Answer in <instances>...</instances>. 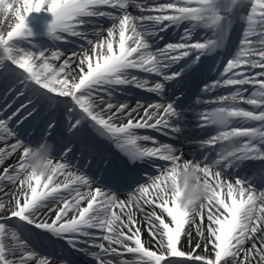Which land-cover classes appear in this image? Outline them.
Listing matches in <instances>:
<instances>
[{
  "label": "snow or ice",
  "instance_id": "1",
  "mask_svg": "<svg viewBox=\"0 0 264 264\" xmlns=\"http://www.w3.org/2000/svg\"><path fill=\"white\" fill-rule=\"evenodd\" d=\"M130 3L140 15L127 11ZM42 9L52 16L45 27L49 39L63 42L70 35L85 40L89 47L81 46L80 52L71 53L55 66L52 61L61 59V51L33 44V32L25 20L29 13ZM90 18L111 19L106 35ZM236 24L242 26L236 50L219 77L201 88L193 101L195 108L178 107L176 99L147 107L138 102L132 108L111 102L112 90L128 85L162 98L167 84L178 87L182 74L201 70V57L227 51ZM89 25L96 40L85 30ZM181 28L177 42L163 47L150 42L163 39L162 32ZM198 32L204 35L198 37ZM178 65L182 66L174 70ZM130 70L160 79L146 88L149 80L131 75ZM224 87L234 90L211 95ZM0 94L5 98L0 112L18 105L6 118H0V165L20 152L18 161L0 174V180L18 182L12 200L0 202V264H28L36 257L18 234L28 226L64 240L70 249L85 252L98 264H114L104 257L125 254H131L132 259H120L119 264H264V191L257 194L252 187L253 179L264 183V166L252 179L238 175L251 161L264 165V0H151L150 4L148 0H0ZM217 105H227L233 111V122L221 135L236 141L238 161L226 165L217 159V152L201 153L202 159L196 162L211 191L199 210L189 213L174 207L164 187L173 160L191 159H184L173 143L138 134V130L151 129L176 139L184 132L189 114L197 128H213L207 124V110ZM53 113L63 114L64 135L79 141L81 155L87 152L86 166L90 167L97 155L95 145L87 139V132L94 130L123 154L130 168L149 163L159 174L147 175L143 183L130 177L138 184L135 193H129L127 200L120 199L115 192L93 187L98 181L84 172L70 170L73 165L68 156L75 144L60 153L63 162L50 158L47 172L30 170L29 151L53 140L57 121L45 122L34 145L20 139L18 129L33 117ZM196 143L201 149H214L216 133ZM102 163L106 168L109 161L103 159ZM234 170L237 178L232 182L225 175ZM13 218H17L15 226L7 223ZM145 231L147 240L142 239ZM81 244L87 248L79 247ZM90 248L99 251L89 252ZM36 264L51 261L39 258Z\"/></svg>",
  "mask_w": 264,
  "mask_h": 264
},
{
  "label": "bare ground",
  "instance_id": "2",
  "mask_svg": "<svg viewBox=\"0 0 264 264\" xmlns=\"http://www.w3.org/2000/svg\"><path fill=\"white\" fill-rule=\"evenodd\" d=\"M138 2H142V0H138ZM148 2H149V4L151 3L150 0H148ZM160 2H166V0H160ZM103 10L111 11L109 9H103ZM115 11H113V12H115ZM127 11L129 13H131L132 15H137L138 16V15L141 14L140 10H138L134 6V4H131V3L129 4V6L127 8ZM144 14H147V13H144ZM51 19H52L51 13L47 12L44 9L40 10L39 12L33 11V12L29 13L26 16L25 20H26L27 26L33 32V36L30 39H35V37H42V36L48 37L45 34V27H46L47 23H49L51 21ZM90 19H92L94 21V23H95L100 18H90ZM100 22H101V24H98L97 26H101L102 29L104 30L103 34L106 35V29L111 26L112 21L109 18H107V19L106 18H102ZM91 27L92 26L89 25V28L85 29V30L89 32V38L90 39L96 40L97 37L95 35L91 34ZM69 38H73V37L70 36V35H66V39H69ZM81 40H82L81 43H78V45H70V46H67V47H57L56 44H39V43H36V42H33V44L38 45L40 48H48L50 50H59V51H61V53H62L61 59L59 61H52V63L55 66L58 67L59 64L63 62L64 59H66L69 55H71V53L80 52L81 51V46H83L84 48H88L89 47L85 40H83V39H81ZM150 42H152V41H150ZM25 46H27V45H25ZM163 46H164V43L163 42L160 43V41H159L158 45H156V47H163ZM180 66H182V65H178L177 68L174 69V70H178V68ZM223 66L224 65L222 63H216V66H215L216 67V76L210 77L209 79H207L203 83H206L207 81H209L208 84H211L213 81H215L219 77L220 73L222 72ZM258 70L259 69H257V71ZM191 74L193 76L195 74V72H189L188 74H182V76H183L182 79H184L186 76H190ZM156 79L159 80L160 78L156 76ZM193 79H195V77ZM117 88L121 89V87H117ZM168 88H173L174 89L173 91H175L177 89V86H174V84L169 83L166 86V89H168ZM225 88L228 90V92L234 90V88H231V87H225ZM217 89H215V91ZM215 91L212 92L211 95H213L215 93ZM167 92L168 91L165 90V93H167ZM180 92L176 91L175 93L177 95H179ZM228 92H226V93H228ZM199 94H200V92H199ZM213 96H216V95H213ZM0 97L3 98L2 94H0ZM140 101L141 100H133L130 97H125L123 100H118V99L114 98L111 102L114 103V104H117V105L119 103H127L129 106L135 107L137 105V103L140 102ZM157 102H159V101H155L153 103H157ZM159 103L166 104L165 102H159ZM144 104H146V101H142L141 105H144ZM0 108H4L2 104H0ZM8 115H10V114H8V110L0 112V118H6ZM52 118H55V120L57 121V127H56L55 131L56 132H61L63 130V124H64V122H63L64 116H63L62 113L61 114H54V113L50 114L49 116L44 117L41 120V122H39L38 124H37L38 118L37 117H33L30 120H28L23 126H28V123L32 122L33 128H31V129L33 130L32 131L33 134L36 135L37 134L36 132L38 131V128H40V126L43 127L45 125V122L47 120H49V119H52ZM13 125H14V123L12 124V126ZM61 133H63V132H61ZM19 138L23 139L20 136H19ZM23 140L25 141L26 144L29 143L27 140H25V139H23ZM11 142L12 141H9V143H11ZM2 146L3 145H0V147H2ZM178 152H182L183 153V158L184 159H190L189 156H186V153H185L186 151L185 150H182L181 148H178ZM19 154H20V152L18 151L17 153L13 154L10 158H7L3 165H0V174H2V169L3 168L8 167L9 165H14L18 161ZM51 158L53 159L54 162H63V161H61L60 156L51 155ZM191 160H193L194 162L197 161V160H194V159H191ZM70 170L73 171V169H70ZM225 178L231 180L232 182L235 181V178L231 179V178H228V176H226V175H225ZM60 179H63V177H60ZM17 186H18V182H17V184H12L11 182H9L7 180H0V202H4V203L7 204L10 200H12V196L15 193ZM254 189H255L257 194H259L260 191H264V187H261V186H256V187H254ZM129 193H133L134 194L135 193V189L130 191V192H128V193H122L119 198L127 200ZM42 211L43 212H47V208H44ZM157 211H159V210H157ZM51 215H52V218L55 217V213H52ZM137 215L139 216V213H137ZM196 220H197V222H199V217H197ZM7 223L9 225H11V226H15L17 224V221H14L13 223L8 221ZM18 234L21 235V233H18ZM22 238L27 240L28 245H29L28 250L29 251H35V253L37 254L36 257H34L32 260L28 261V264H36V259H39V258H47V259H49L51 261V264H61V261H63V260H67L68 261V259L62 254L58 255V257L56 259V257L50 251H47L46 248H41L42 250H45L43 252H42V250L39 251L38 249H36L33 246L32 243L29 242L27 237H23L22 236ZM142 239L143 240H147L148 239V235H147L146 231L143 233ZM195 239H197V237H196V234H195V230L193 228V241H195ZM97 242L98 243L99 242H103V243H105V245H107V242H104V241H97ZM245 246L248 247L250 245L246 244ZM79 247L87 248V245L81 244V245H79ZM184 250H187V241L186 240L184 241ZM88 251L89 252L90 251H99V249L90 248V249H88ZM200 251H202V250H200ZM83 253H85V252H83ZM19 255H20V253L18 252L17 253V258H19ZM104 259H106V260L110 259V260H112L114 262V264H119V260L120 259H129L130 260V259H132V256H131V254H125L123 257H119V256H105ZM91 264H98V262L93 258V262Z\"/></svg>",
  "mask_w": 264,
  "mask_h": 264
},
{
  "label": "clouds",
  "instance_id": "3",
  "mask_svg": "<svg viewBox=\"0 0 264 264\" xmlns=\"http://www.w3.org/2000/svg\"><path fill=\"white\" fill-rule=\"evenodd\" d=\"M233 119V111L227 105H217L207 110V124L217 130V159L225 161L226 165L238 161L236 141L231 136L221 135L229 129ZM210 140L211 138L204 143L207 144ZM51 150L50 142H44L40 146L32 148L27 156L30 170L38 174L47 172ZM210 191V185L204 180L203 168L199 162L183 160L179 157L173 160L164 192L171 199L174 207L195 213L208 198Z\"/></svg>",
  "mask_w": 264,
  "mask_h": 264
},
{
  "label": "rangeland",
  "instance_id": "4",
  "mask_svg": "<svg viewBox=\"0 0 264 264\" xmlns=\"http://www.w3.org/2000/svg\"><path fill=\"white\" fill-rule=\"evenodd\" d=\"M32 41L36 42V43H44L43 39H36V40H32ZM61 44L62 43L60 42V46H62ZM63 46H65V45H63ZM26 137H28V136H26Z\"/></svg>",
  "mask_w": 264,
  "mask_h": 264
}]
</instances>
